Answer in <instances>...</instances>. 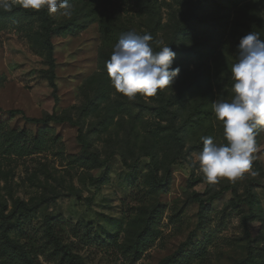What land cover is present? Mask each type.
Returning a JSON list of instances; mask_svg holds the SVG:
<instances>
[{
    "label": "rangeland",
    "instance_id": "374dc122",
    "mask_svg": "<svg viewBox=\"0 0 264 264\" xmlns=\"http://www.w3.org/2000/svg\"><path fill=\"white\" fill-rule=\"evenodd\" d=\"M69 3L70 18L51 15L56 91L42 26L19 5L0 10V264H76L56 243L80 264H264V128L234 181L209 185L190 159L201 136L226 143L212 104L232 98L241 38L264 39V0ZM129 31L176 53L164 98L111 86L105 62ZM127 102L167 113L130 117ZM53 116L64 120L27 121Z\"/></svg>",
    "mask_w": 264,
    "mask_h": 264
},
{
    "label": "clouds",
    "instance_id": "9594fccd",
    "mask_svg": "<svg viewBox=\"0 0 264 264\" xmlns=\"http://www.w3.org/2000/svg\"><path fill=\"white\" fill-rule=\"evenodd\" d=\"M14 5L24 10L47 8L49 15L70 18L73 5L69 0H0V10ZM150 34L129 31L113 47L105 67L114 90L124 97H153L171 87L180 69L173 68L176 53L170 46L155 51ZM232 98L213 102L212 111L223 125L226 143L214 142L212 136H201L202 149L194 153L192 167L203 181L214 185L221 179L234 181L248 172L258 151L257 128H264V39L252 31L243 36L235 63L230 66Z\"/></svg>",
    "mask_w": 264,
    "mask_h": 264
},
{
    "label": "trees",
    "instance_id": "16d2710c",
    "mask_svg": "<svg viewBox=\"0 0 264 264\" xmlns=\"http://www.w3.org/2000/svg\"><path fill=\"white\" fill-rule=\"evenodd\" d=\"M176 2H181V0H175ZM187 4V3H185ZM95 6H102L101 1H94ZM191 8V7H188ZM191 10V9H190ZM23 13L26 14V16L34 18L39 26H42L43 33L41 35L42 42H41V48L38 50L40 53V56H43L46 58V64L50 69L46 72L47 74V80L50 83L51 87L54 89V91L57 90V86L55 83V64H54V52H55V46L53 44V39L55 36H58L60 34V30L56 29L53 26L51 15L48 14L47 8H42L39 11L34 10H24ZM101 33L104 36L105 42H111L113 40V35L107 31L104 27L101 28ZM160 98L165 97V93L163 91H159ZM166 107V106H163ZM154 108L147 105H136L133 103H125L123 105V111L126 115L134 118H147V117H154V116H162L167 113V110L165 108ZM8 115L12 118L16 116L23 115V112L21 110H12L8 112ZM64 119L53 116V117H47L46 119H27L29 123L34 124H47L49 121L53 122H63ZM164 183L160 182L158 186H163ZM201 206H203V209L207 206L206 203L201 202ZM27 208V207H26ZM204 217L201 216V222H203ZM6 243H9V239L5 237ZM192 239H190L185 245H183L181 251L183 252L184 248L188 246L191 243ZM57 249L62 251L64 253V257L69 259L72 262H75L76 264H80L77 262L76 258L73 257V255L65 249L61 244L56 243ZM179 252L177 255H180L182 252Z\"/></svg>",
    "mask_w": 264,
    "mask_h": 264
}]
</instances>
